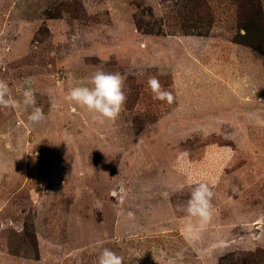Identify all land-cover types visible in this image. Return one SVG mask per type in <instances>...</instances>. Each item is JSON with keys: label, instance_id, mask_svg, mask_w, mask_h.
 Here are the masks:
<instances>
[{"label": "rangeland", "instance_id": "374dc122", "mask_svg": "<svg viewBox=\"0 0 264 264\" xmlns=\"http://www.w3.org/2000/svg\"><path fill=\"white\" fill-rule=\"evenodd\" d=\"M256 46L264 0H0V79L17 102L32 81L46 117L0 106V264H97L104 247L123 264H264ZM97 70L126 76L114 123L65 99ZM194 181L214 192L213 216L190 241Z\"/></svg>", "mask_w": 264, "mask_h": 264}, {"label": "clouds", "instance_id": "9594fccd", "mask_svg": "<svg viewBox=\"0 0 264 264\" xmlns=\"http://www.w3.org/2000/svg\"><path fill=\"white\" fill-rule=\"evenodd\" d=\"M125 80L126 76L119 72L107 73L97 70L92 76L73 86L65 99L86 109L91 114V119L96 123L101 125L105 122L114 123L124 110L126 103ZM26 83L29 86L23 91L22 100L17 102L12 98L8 82L0 79V106L5 108L22 107L24 111L31 109L28 121L32 124H39L45 121L46 117L43 109L36 106V93L31 86L33 82ZM147 84L153 94V99L169 104L173 102L172 93L165 90L156 77H150ZM211 131L210 128L203 125H196L191 129V133L202 132L205 137L210 135ZM190 134L187 138H190ZM184 187V185H179L174 191H183ZM188 187L190 195L184 209L186 212L184 234L186 239L196 241L212 220L214 192L206 182L194 181ZM167 195L168 193H165V196ZM123 259L111 249L104 247L99 253L97 264H123Z\"/></svg>", "mask_w": 264, "mask_h": 264}, {"label": "trees", "instance_id": "16d2710c", "mask_svg": "<svg viewBox=\"0 0 264 264\" xmlns=\"http://www.w3.org/2000/svg\"><path fill=\"white\" fill-rule=\"evenodd\" d=\"M253 25V24H250L247 28H244L245 29V33H244V36H247L248 32H249V27ZM246 44L250 45V46H253V44L249 43V42H246ZM260 51H262L264 53V50L263 48H261L260 46H256ZM226 258V256H223L222 258H220V263L221 264V261L224 260Z\"/></svg>", "mask_w": 264, "mask_h": 264}, {"label": "crops", "instance_id": "0c3cea01", "mask_svg": "<svg viewBox=\"0 0 264 264\" xmlns=\"http://www.w3.org/2000/svg\"><path fill=\"white\" fill-rule=\"evenodd\" d=\"M0 161H1V158H0ZM0 170H1V166H0ZM9 209H10L9 205H7V206L3 207L2 210H1L2 215H3V217L5 218L6 221L8 220Z\"/></svg>", "mask_w": 264, "mask_h": 264}]
</instances>
